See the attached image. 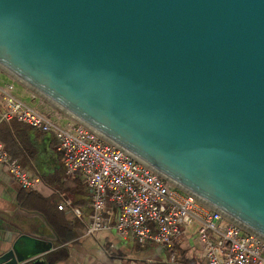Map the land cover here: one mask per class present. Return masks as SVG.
Segmentation results:
<instances>
[{
    "label": "water",
    "instance_id": "1",
    "mask_svg": "<svg viewBox=\"0 0 264 264\" xmlns=\"http://www.w3.org/2000/svg\"><path fill=\"white\" fill-rule=\"evenodd\" d=\"M0 70L264 240V0H0Z\"/></svg>",
    "mask_w": 264,
    "mask_h": 264
},
{
    "label": "built area",
    "instance_id": "2",
    "mask_svg": "<svg viewBox=\"0 0 264 264\" xmlns=\"http://www.w3.org/2000/svg\"><path fill=\"white\" fill-rule=\"evenodd\" d=\"M16 90L14 80L0 83L5 106L0 118L55 134L65 172L80 173L90 190L88 234L113 227L121 236L133 235L139 242L172 248L183 227L198 223L207 264H264V240L64 116L53 118L40 111ZM0 163L7 165L24 190H37L42 183L40 176L24 170L3 142ZM108 203L113 210L107 209ZM64 206L60 204L59 209ZM74 211L81 216L78 208Z\"/></svg>",
    "mask_w": 264,
    "mask_h": 264
},
{
    "label": "crops",
    "instance_id": "3",
    "mask_svg": "<svg viewBox=\"0 0 264 264\" xmlns=\"http://www.w3.org/2000/svg\"><path fill=\"white\" fill-rule=\"evenodd\" d=\"M4 109L0 98V116ZM24 137L17 159L42 183L37 190H24L0 163V258L22 238L18 244L24 259L17 264H207L198 223L183 227L172 248L121 236L113 227L88 234L91 194L83 176L65 172L53 132L28 128ZM60 204H65L62 210ZM107 209L113 210L111 203ZM23 236L40 240L46 250L35 252Z\"/></svg>",
    "mask_w": 264,
    "mask_h": 264
},
{
    "label": "trees",
    "instance_id": "4",
    "mask_svg": "<svg viewBox=\"0 0 264 264\" xmlns=\"http://www.w3.org/2000/svg\"><path fill=\"white\" fill-rule=\"evenodd\" d=\"M28 128L34 129V127L19 122L16 119L5 121L0 118V142L5 144L12 157H20L22 153L20 142H22L23 146L25 145L26 138L24 137V133Z\"/></svg>",
    "mask_w": 264,
    "mask_h": 264
},
{
    "label": "rangeland",
    "instance_id": "5",
    "mask_svg": "<svg viewBox=\"0 0 264 264\" xmlns=\"http://www.w3.org/2000/svg\"><path fill=\"white\" fill-rule=\"evenodd\" d=\"M13 79H11L9 76H7L5 73H3L0 70V83H5L8 81H12ZM15 86L17 85V93L20 97H22L24 100H26L27 102H29L32 105H36V107L46 113L47 115L53 117V118H57V113L56 111H54L52 108H50L48 105H46L45 103H39L38 98L35 96H32V93H30L29 91H27L25 88H23L21 85H19L17 82H15ZM180 189V188H179ZM180 191V190H179Z\"/></svg>",
    "mask_w": 264,
    "mask_h": 264
}]
</instances>
